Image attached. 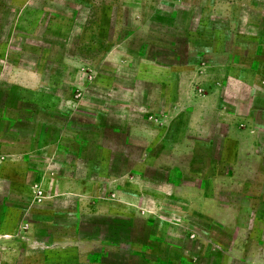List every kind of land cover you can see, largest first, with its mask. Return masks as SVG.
Instances as JSON below:
<instances>
[{
  "label": "rangeland",
  "instance_id": "rangeland-1",
  "mask_svg": "<svg viewBox=\"0 0 264 264\" xmlns=\"http://www.w3.org/2000/svg\"><path fill=\"white\" fill-rule=\"evenodd\" d=\"M257 70L264 0H0V264H245Z\"/></svg>",
  "mask_w": 264,
  "mask_h": 264
},
{
  "label": "crops",
  "instance_id": "crops-1",
  "mask_svg": "<svg viewBox=\"0 0 264 264\" xmlns=\"http://www.w3.org/2000/svg\"><path fill=\"white\" fill-rule=\"evenodd\" d=\"M224 65L228 66V68H230L231 70H234L235 68H249L248 66H241L239 63L237 62H232L231 60H228L227 63H224ZM256 74L259 76L260 78V84L262 85L263 89H264V73L260 72V71H256ZM219 82H214V89L213 92H215L216 94L218 93V85ZM212 85V83H211ZM256 109L258 112H261L262 114L264 113V108H254ZM223 111V110H222ZM224 112H226L224 110ZM227 115L233 116L231 118L234 117H238L234 114V112H232L231 114H229V112L226 113ZM239 119H242L243 122L246 125H249V127L244 126V129L242 131H258V129H261L260 125L255 123V120L252 118V116L249 115L246 116H242L241 118L238 117ZM257 129V130H256ZM238 134V133H237ZM244 146V147H243ZM249 153L250 155H254L256 157H261L262 155L264 156V149L260 150L258 149V144L256 145L255 142H253V144L250 145H239V141H238V147H236V157H241V156H246ZM233 161V160H232ZM239 161L240 159H238L236 162H232L231 164V170L233 171V169H237L239 166ZM232 173V172H231ZM253 178L257 180L258 178V174L255 173V171H253ZM264 179V178H263ZM202 186V185H201ZM256 193H247L246 198L248 199V206H250L249 208V222L246 224V230L248 232V236H247V242H248V253H247V257H246V262L245 264H264V208L263 209H258V208H254V201L256 200ZM210 195V194H209ZM208 194H205L204 192H200L198 197H193V200H195L194 202L197 203V206L201 209L200 206H210L213 204L214 201H216V197L213 196H209ZM191 198V197H190ZM210 200V202L208 201ZM213 200V201H212ZM208 201V203H207ZM216 204V203H215ZM214 204V205H215ZM231 206V205H230ZM196 208V207H193ZM233 205L231 206L230 209L226 208L227 213L229 211V213L233 216L237 215L238 209L234 208L235 210V214H233ZM205 210V209H204ZM220 214H223V210L219 211ZM207 214V213H206ZM215 214H218L217 211L215 212ZM240 230V226L237 224L236 225V232ZM9 233V232H6ZM8 235V234H7ZM13 236V235H11ZM62 237H59V239L56 241H61ZM12 240H14V237H12ZM235 241H237L238 243V237H235ZM220 246V243L215 242ZM221 247V246H220ZM46 248V247H45ZM61 249H56V251L60 252ZM55 249H43V262H51L49 261V258L51 255H48V253L50 252H56ZM59 254V253H57ZM10 260V257L7 259V261ZM231 260V262H233V260H235V257L231 256V257H225L224 262L228 263Z\"/></svg>",
  "mask_w": 264,
  "mask_h": 264
},
{
  "label": "built area",
  "instance_id": "built-area-1",
  "mask_svg": "<svg viewBox=\"0 0 264 264\" xmlns=\"http://www.w3.org/2000/svg\"><path fill=\"white\" fill-rule=\"evenodd\" d=\"M6 160V154L0 149V170Z\"/></svg>",
  "mask_w": 264,
  "mask_h": 264
}]
</instances>
